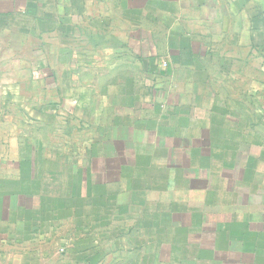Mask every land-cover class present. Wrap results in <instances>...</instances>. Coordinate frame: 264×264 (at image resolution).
Segmentation results:
<instances>
[{"label": "crops", "instance_id": "1", "mask_svg": "<svg viewBox=\"0 0 264 264\" xmlns=\"http://www.w3.org/2000/svg\"><path fill=\"white\" fill-rule=\"evenodd\" d=\"M24 69L34 91L43 87L62 98L83 126L105 115L91 151L101 164L90 171L105 220L118 208L137 227L159 220V248L169 238L175 255L194 258L191 264L254 258L246 246L253 239H242L244 221H206L210 211L192 221L195 211L175 207L190 208L180 198L166 201L174 214L157 219L143 200L180 189L194 195L208 183L211 197L198 200L200 209L222 212L235 204L213 195L230 193L229 156L237 162L260 151L264 0H0V83L8 74L20 81ZM209 173L216 181L211 191ZM75 224L69 234V221H0V264H100L104 243L118 258V241L133 250V235L92 236ZM146 252L140 256L148 258Z\"/></svg>", "mask_w": 264, "mask_h": 264}, {"label": "rangeland", "instance_id": "2", "mask_svg": "<svg viewBox=\"0 0 264 264\" xmlns=\"http://www.w3.org/2000/svg\"><path fill=\"white\" fill-rule=\"evenodd\" d=\"M28 73L24 69L23 73L18 74L20 81H15L12 74H8L0 83V221H69V234H76L75 222L78 221L79 228L84 227V234L133 235L128 242L133 250L125 248L127 244L122 241L112 243L117 247L113 251L117 259L109 257V250L104 248L107 243H104L102 249L106 255L100 264L111 261L113 264H191L189 260L194 258L185 259L180 258L182 255H175L177 250L168 245L171 244L169 238L164 239V246L159 248L156 235L164 227L159 226V220L142 221L139 224L141 227H137L138 221L126 219L128 216L120 214L119 208L110 221L102 217L104 201L101 198L93 200L90 171L91 167L101 164L93 158L91 151L93 139L99 132L96 130L105 122V115L96 113L93 122L83 126L78 114L67 113L62 98H55L53 92L43 87H40L42 91H34V80L29 81ZM37 89L40 90L39 86ZM256 133L263 136L259 139L260 151H255V154L250 151L245 154L247 159L237 162L236 157L229 156L227 164L235 168L231 169L234 170L233 175H230V170L225 172L229 176L230 193L213 195L214 201L228 196V200H236L226 211H211L208 207L200 209L202 203L198 200L211 197V194L208 197V183H205L206 189L194 195L184 189L173 194L149 193L143 200V203H148L146 213L149 215L152 210L157 219L161 212L172 213L167 209L166 201L180 198L189 200L190 208L186 210V204L179 202L182 209L175 207L178 212L195 211L192 221H197L199 216L202 217V214H198L205 211V218L210 211L206 221H244L241 228L247 230L242 231L241 238L254 241L246 245L249 248L247 251L252 250L250 254L254 258H246L244 263L264 264V129ZM99 149L97 147V151ZM208 182L211 191L216 183L213 174H208ZM160 187L165 189L164 184H160ZM158 200L163 201L159 203ZM132 215L138 216L139 212H132ZM164 221L170 220L165 218ZM166 233V230L161 231L162 235ZM155 245L158 246L155 248ZM206 247L203 244L201 249L207 250ZM146 250L149 257H141Z\"/></svg>", "mask_w": 264, "mask_h": 264}]
</instances>
